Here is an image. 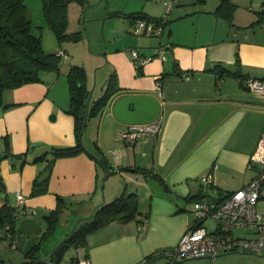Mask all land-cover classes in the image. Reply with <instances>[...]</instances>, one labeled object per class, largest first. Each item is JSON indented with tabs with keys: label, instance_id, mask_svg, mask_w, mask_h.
I'll use <instances>...</instances> for the list:
<instances>
[{
	"label": "crops",
	"instance_id": "crops-1",
	"mask_svg": "<svg viewBox=\"0 0 264 264\" xmlns=\"http://www.w3.org/2000/svg\"><path fill=\"white\" fill-rule=\"evenodd\" d=\"M159 1L105 0L100 16L98 12L92 15L103 19L101 31L108 33L101 53L102 81L106 86L114 72L113 86L118 90L97 116L88 118L81 137L85 151L55 160L43 193L31 195L34 178L46 162L30 160L50 146L77 142L75 120L67 112V66H60L59 72L40 71L39 80L4 90L0 106V205L6 201L26 211L16 220L12 240L0 238V264L6 240L16 251L12 255L23 254L29 261L25 252L45 231L44 217L56 207L57 196L65 199L70 214L82 219L98 205L130 192L137 194L139 213L125 222L113 219L88 234L86 246L77 248L72 263L76 264L83 253L90 264H186L170 260L162 252L174 246L194 223V202L216 204L254 175L249 163L264 129V91L247 88L235 76L218 78L213 68L221 63L234 70L238 56L244 79L264 80V23L230 24L214 13L220 0H198V5L191 7L192 3L181 5L180 0L167 11V31L163 29L156 36L143 29L134 34L129 18L110 14L142 11L163 17L158 10L166 7L165 0L163 6ZM231 1L238 21L240 9L249 5L256 12L264 0ZM183 15L188 17L189 27L174 28ZM49 30L42 46L46 52H58L61 44ZM166 43L164 59L154 56L141 65L140 59L131 55L133 49L140 56L156 55ZM87 85L91 89V80L87 79ZM94 89L95 85L91 99ZM159 118L161 128L155 137L131 142L122 137L129 125ZM20 153H25L24 163L23 157L17 156ZM92 155H102L106 166ZM110 165L115 168L112 172L107 171ZM207 173L212 179L209 184L201 181ZM18 194L23 197L21 203ZM144 219L146 224L140 227ZM207 221L201 224L208 231L214 230L216 223L210 229ZM67 222L72 224V220ZM55 234L38 253L47 263L53 247L63 238Z\"/></svg>",
	"mask_w": 264,
	"mask_h": 264
},
{
	"label": "trees",
	"instance_id": "trees-1",
	"mask_svg": "<svg viewBox=\"0 0 264 264\" xmlns=\"http://www.w3.org/2000/svg\"><path fill=\"white\" fill-rule=\"evenodd\" d=\"M84 1L41 0L44 19L55 34L59 44L66 40L76 41L82 37L80 30L67 31V26L70 3L78 2L84 6ZM235 9L236 5L231 0H220L214 13L217 16L226 18L230 24H234L232 17ZM110 14L122 15L129 18L133 23L137 19H143L147 23H153L155 26L161 25L163 29L167 23L166 16H150L142 11L131 13L111 11ZM256 14H258V18L252 22L253 26L264 23V1L261 2L260 10L256 11ZM61 55L60 52H46L42 46L41 36L31 32V18L25 0H0V106L3 105V92L5 89L14 88L29 81H37L39 80V72L43 70L59 72ZM234 64L235 69L230 70L223 64L218 63L213 68V71L218 78L225 75L235 76L240 79L242 85L246 86L247 78L244 79V74L239 72L240 60L238 56ZM114 80L115 73L113 72L107 80L102 95L97 99H91L87 120L97 115L107 104L110 97L118 90V88L113 86ZM67 81L69 87V107L67 112L74 117L77 142L73 145L50 146L30 160L32 163L46 162L45 168L34 178L31 195L47 191L49 174L56 159L74 156L85 151L82 140L79 139L81 125L85 118L86 100L90 92L85 69L79 65L70 66L67 71ZM97 154H100L99 150ZM7 155H11V153L8 152ZM24 155L25 153L17 155L18 157H23V163L27 161ZM98 156L99 158L97 156L96 158L99 163L106 166V163L100 157L102 155ZM107 171L112 172L114 168ZM0 189H3L1 181ZM19 210L6 201L0 205V230L4 229L5 234L9 232L11 235L10 240H12L15 232L18 218L17 211ZM71 212L72 210L66 205L65 199L57 196L56 207L44 217L47 223L45 231L39 241L25 252V256L29 257V263L49 264V262L39 259L38 253L42 251L43 245L53 236L57 227L69 220ZM138 213V197L135 192L122 193L114 199L98 205L90 216L77 221L75 227L71 228L64 240H61L53 247L50 261L58 264L68 245H74L76 248L86 246L87 235L105 226L111 220L117 219L125 222L134 218ZM6 225L7 228H5ZM0 238H5V235Z\"/></svg>",
	"mask_w": 264,
	"mask_h": 264
},
{
	"label": "built area",
	"instance_id": "built-area-1",
	"mask_svg": "<svg viewBox=\"0 0 264 264\" xmlns=\"http://www.w3.org/2000/svg\"><path fill=\"white\" fill-rule=\"evenodd\" d=\"M178 0H165L167 11ZM150 32L153 35H161L163 27L147 23L143 19H137L133 23L132 32L141 34ZM169 44L160 46L156 55L140 56L137 49L131 50L134 59H140L138 64L150 61L154 56L165 58L164 52ZM249 89L264 91V80L249 78L246 80ZM161 128V118L144 124L129 125L122 133L124 140L131 142L137 138L155 137ZM249 167L255 170L250 180L241 187L227 193L218 203H209L206 200L195 201L193 213L194 223L189 226L181 235L178 242L165 249L162 253L170 260H181L186 258L209 256L215 257L219 254L238 250L264 251V212L257 209V203L264 200V129H262L258 144L252 154ZM201 181L205 184L211 183L209 173L202 175ZM19 203L23 202L21 194L17 195ZM26 209L17 211V217L23 214ZM211 217L215 220V228L208 231L201 222ZM146 220L140 223L144 227ZM7 228V225L5 226ZM243 231L244 235L236 233ZM10 238V233L0 230V237ZM49 264H57L49 261ZM76 264H90L88 257L81 253Z\"/></svg>",
	"mask_w": 264,
	"mask_h": 264
},
{
	"label": "rangeland",
	"instance_id": "rangeland-1",
	"mask_svg": "<svg viewBox=\"0 0 264 264\" xmlns=\"http://www.w3.org/2000/svg\"><path fill=\"white\" fill-rule=\"evenodd\" d=\"M162 1L163 0L159 1L161 5H162ZM196 1L198 0H181L179 3L181 5L192 3L190 4L191 7L197 4ZM25 3L27 5L29 16L31 18V32L35 35H40L41 39L44 38L46 35V29L49 28H46L47 23L44 19L41 0H25ZM104 5H105V0H103L100 3L97 0H85L84 6L79 4L78 2L70 3L68 8L67 31L80 30L82 37L76 41L73 40L63 41L62 43H60L62 49H59V47L57 49L59 50L58 52L62 54L60 66L65 65L67 66V69H69V67L72 65H79L85 69L87 79L91 80L92 83L91 88L93 87V85H95V89L93 92V99H97L100 94L102 95L106 87L104 85L105 80L102 81V77H103L102 74L105 70L102 67H100V63H102L101 53L103 52L104 47L107 45L106 40L108 33L107 32L104 33L103 31H101L103 19H100L99 17L97 18L92 17L94 12H98V15L100 16L99 9L101 10L104 7ZM176 5L177 4H174V7H176ZM85 9H87V11H85ZM158 11H162L163 17L165 16L167 17L169 15L165 6H163V9L160 8ZM240 12H241V18H238V21H236L234 17H232L234 25L235 22H242L243 24H248L253 26L252 21L258 18V14H256V12L249 9V5L245 6L243 9H240ZM187 18L188 17L185 15L181 16V18H178L176 20L177 22L174 24L175 26L174 28L185 29L184 28L185 26L189 27V20H187ZM178 21H180V23ZM164 29H165L164 31L166 32L167 31L166 28ZM49 31L52 37L53 38L55 37L54 39L57 40L52 30L50 29ZM102 86H104L103 89ZM88 133H89L88 130L84 133L83 142L84 141L86 142ZM257 209L261 212H264V200H260L257 203ZM77 219H78L77 217L73 216L72 214H69V220L67 221L72 220V224L71 223L69 224L68 222L67 223L64 222L62 226L59 225L60 228L56 230L55 235L62 236L63 237L62 240H64L65 236L70 232L71 228L73 227V224L76 222ZM207 219H208L207 221L208 227H210V229H213L215 220L211 217H208ZM236 233H240L244 235L243 231H236ZM5 243L6 246L3 248L2 251L4 252V257H3L4 261L2 262V264H31L29 263L28 260L24 258L23 254L17 255V253H14L12 255V251L13 252L16 251L10 248L9 242L7 240ZM76 250L77 248L74 245H68L65 251L63 252L61 260L58 264H73L72 257L76 254ZM46 254L49 255L48 253L45 252L43 253V255ZM181 263L264 264V251L238 250V251L219 254L215 257H206L201 259H185L182 260Z\"/></svg>",
	"mask_w": 264,
	"mask_h": 264
},
{
	"label": "water",
	"instance_id": "water-1",
	"mask_svg": "<svg viewBox=\"0 0 264 264\" xmlns=\"http://www.w3.org/2000/svg\"><path fill=\"white\" fill-rule=\"evenodd\" d=\"M91 95H92V88L90 89L89 95H88L87 100H86L85 118H84V120H83V122H82V125H81V130H80V134H79V139H81L82 134H83V131H84L85 126H86V122H87V113H88V110H89V105H90V101H91ZM92 156L96 157L95 155H92ZM108 168H109V170H111V169H113L114 167H112V166L110 165ZM114 169H115V168H114ZM117 169H118V168H117ZM123 169H125V168H123ZM206 199L208 200V198H206ZM79 220H80V219H77L76 222L79 221ZM76 222L73 224L72 229L75 227ZM181 261H182V260H175V262H181ZM48 262H49V261H48Z\"/></svg>",
	"mask_w": 264,
	"mask_h": 264
}]
</instances>
